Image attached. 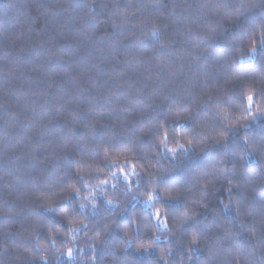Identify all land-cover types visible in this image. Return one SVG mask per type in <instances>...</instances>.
Instances as JSON below:
<instances>
[{
  "label": "trees",
  "instance_id": "1",
  "mask_svg": "<svg viewBox=\"0 0 264 264\" xmlns=\"http://www.w3.org/2000/svg\"><path fill=\"white\" fill-rule=\"evenodd\" d=\"M262 36L264 0H0V264H264Z\"/></svg>",
  "mask_w": 264,
  "mask_h": 264
},
{
  "label": "snow or ice",
  "instance_id": "2",
  "mask_svg": "<svg viewBox=\"0 0 264 264\" xmlns=\"http://www.w3.org/2000/svg\"><path fill=\"white\" fill-rule=\"evenodd\" d=\"M261 39H264V36H262ZM253 52H255V49H253ZM248 101H249V115H255L254 113L251 112V107H252V104H253V97L249 96L248 97ZM245 127H247V125H245ZM221 134H223V133H221ZM181 147H183V146L181 145ZM70 254L71 253L69 252V255Z\"/></svg>",
  "mask_w": 264,
  "mask_h": 264
}]
</instances>
